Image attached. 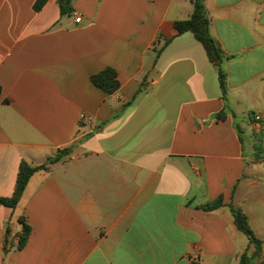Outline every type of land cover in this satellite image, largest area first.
<instances>
[{
    "label": "crops",
    "instance_id": "0c3cea01",
    "mask_svg": "<svg viewBox=\"0 0 264 264\" xmlns=\"http://www.w3.org/2000/svg\"><path fill=\"white\" fill-rule=\"evenodd\" d=\"M35 2L0 0V198L22 161L70 152L15 208L0 202V264H240L250 241L230 204L264 264V0H205L226 99L203 45L175 27L192 0H72L66 14ZM108 67L113 94L92 82ZM20 218L32 229L22 249Z\"/></svg>",
    "mask_w": 264,
    "mask_h": 264
},
{
    "label": "trees",
    "instance_id": "16d2710c",
    "mask_svg": "<svg viewBox=\"0 0 264 264\" xmlns=\"http://www.w3.org/2000/svg\"><path fill=\"white\" fill-rule=\"evenodd\" d=\"M48 0H36L34 9L40 11ZM194 8L193 12L188 19L180 20L175 22V27L179 34L186 32H191L194 34L196 39L203 45L208 58L217 68L218 80L220 89L222 91V96L224 99L227 98V71L225 68V63L227 56L219 43L214 39L210 31V20L208 16V11L206 9L205 0H192ZM60 5L61 14L70 13L73 11L72 0H58ZM169 42V41H167ZM166 42V43H167ZM92 82L105 91L108 94H113L120 87V82L118 80V73L113 68H106L101 72L94 74L92 76ZM217 118L224 120L226 118V113L224 111L217 114ZM263 130L259 134H254V147L258 156L264 152V134ZM240 133V139L243 143V132ZM69 149L60 150L55 156L48 158L47 162L38 166H32L26 161H22L20 165V170L16 182L15 191L10 198H0V202L4 203L12 208H15L20 202L26 186L33 174L40 171H49L51 165L58 162L62 157L63 153H69ZM223 198L212 202L203 207L205 211H212L223 206ZM235 220L237 228L243 232L250 241V246L240 257V264H254L255 260L262 256L263 252V241L259 239L253 229L250 226L248 216L240 209L235 208L232 204L229 205ZM20 223L22 225V231L20 233L18 248L22 249L27 244L32 229L25 218H20ZM251 248L253 250L251 251Z\"/></svg>",
    "mask_w": 264,
    "mask_h": 264
},
{
    "label": "built area",
    "instance_id": "2783aa9c",
    "mask_svg": "<svg viewBox=\"0 0 264 264\" xmlns=\"http://www.w3.org/2000/svg\"><path fill=\"white\" fill-rule=\"evenodd\" d=\"M76 21L80 22L81 21V17L78 16L76 18ZM81 118L83 120H87L88 119V117L85 114H82ZM254 124H255L256 127L264 128V118L261 115H255L254 116ZM193 259L194 260H199V255H194Z\"/></svg>",
    "mask_w": 264,
    "mask_h": 264
}]
</instances>
